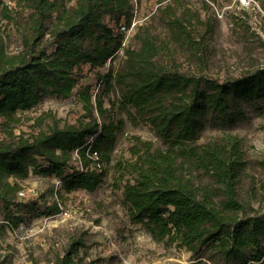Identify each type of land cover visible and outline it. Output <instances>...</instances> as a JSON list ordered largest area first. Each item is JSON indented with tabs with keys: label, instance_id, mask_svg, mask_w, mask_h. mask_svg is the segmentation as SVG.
I'll return each instance as SVG.
<instances>
[{
	"label": "trees",
	"instance_id": "16d2710c",
	"mask_svg": "<svg viewBox=\"0 0 264 264\" xmlns=\"http://www.w3.org/2000/svg\"><path fill=\"white\" fill-rule=\"evenodd\" d=\"M12 2L14 8L0 0L1 19L15 24L22 39L21 51L13 54L0 34V202L10 229L24 222L12 209L22 190L9 182L12 177L25 180L33 171L62 178L68 192L99 188L124 125L116 118L119 108L135 125L149 123L162 142L135 137L134 160L117 166L130 177L123 198L132 222L143 225L155 243L186 248L213 264L263 261L264 213L251 214L238 191L248 168L242 139L225 135L199 143L211 114L229 117L231 101L252 100L264 92L262 73L220 83L181 71L175 59L180 49L201 66L207 65V53L198 44L191 11L178 14L167 6L164 25L170 37L140 27V48H125L121 65L102 74L99 70L123 48L120 26L133 21V0ZM87 68L101 82L97 95L92 85L82 84ZM74 90L87 122L62 127L54 121L47 131L16 134L18 112L31 111L47 97L70 99ZM107 97L110 108L105 107ZM45 119L37 118L36 126ZM89 148L100 155L103 172L93 167ZM76 150L79 168L72 165ZM257 163L264 169V158ZM53 212H61L60 206L47 213ZM85 245L83 236L72 235L55 263L85 264L80 255Z\"/></svg>",
	"mask_w": 264,
	"mask_h": 264
},
{
	"label": "rangeland",
	"instance_id": "374dc122",
	"mask_svg": "<svg viewBox=\"0 0 264 264\" xmlns=\"http://www.w3.org/2000/svg\"><path fill=\"white\" fill-rule=\"evenodd\" d=\"M9 5L15 6L12 0ZM167 6L176 7L178 14L183 9L191 11L198 44L207 53V65L201 66L180 49L175 59L181 71L220 83L246 74L264 76V0H139L134 15L142 27L149 26L157 36L167 39L170 37L164 25L169 15ZM0 34L10 53L21 51L22 39L17 26L2 20L1 16ZM126 38L130 46L140 48L135 35H125ZM49 49L51 53L55 50ZM122 59V55H116L113 63L99 72L105 74L112 65L118 68ZM86 73L82 84L92 85L97 95L101 86L97 73L89 68ZM230 104L229 117L223 118L217 113L209 116L199 143L219 140L225 135L242 139L248 168L241 179L239 196L251 205L248 209L251 214H261L264 213V169L257 162L264 158V92L252 100L239 97ZM105 107L110 108L108 97ZM85 114L75 94L70 99L47 97L31 111L18 112L21 123L16 134H28L34 129L47 131L54 121H59L62 127L77 125L80 120L87 122V118L83 119ZM42 115H46V119L38 127L35 120ZM116 118L124 125L118 131L111 160L105 162L104 182L96 191L68 192L62 178L33 171L25 180L9 179L10 183H18L27 195L15 199L12 209L21 214L24 222L13 231L0 202L1 264H56V257L64 253L69 238L75 234L86 241L80 251L85 264H213L207 257H197L186 248L155 243L143 225L132 222L129 206L123 198L125 183L130 177H124L126 170L117 166L134 160L131 148L135 137L156 145L162 142L149 123L135 125L119 108ZM75 157L72 165L79 168V158ZM54 205H59L61 212L47 213ZM250 264H264V260Z\"/></svg>",
	"mask_w": 264,
	"mask_h": 264
},
{
	"label": "built area",
	"instance_id": "2783aa9c",
	"mask_svg": "<svg viewBox=\"0 0 264 264\" xmlns=\"http://www.w3.org/2000/svg\"><path fill=\"white\" fill-rule=\"evenodd\" d=\"M4 1V0H3ZM11 2V0L9 1H4L5 4H9ZM138 2L139 0H133V4H134V9L136 11L137 9V5H138ZM135 11H134V14H135ZM136 16V15H135ZM120 30L125 34V35H128V37H130V35H137L138 33V29L140 27H142V24H140V21H138L137 18L134 17L133 21L131 22L130 26H127L126 24L122 23L121 26H120ZM127 39V38H126ZM123 48L117 53V55H124V49L125 48H128L130 47V42L127 40H123V44H122ZM73 94H75L78 99H79V94H76V92H74ZM74 96V95H73ZM93 139L91 138V141ZM77 158H79L78 160H80V156L78 155V150H76L74 153H73ZM87 155L90 156V158L94 161L93 163V167L97 170H99L100 172H103V169H104V164L101 163L100 161V155H98V153L96 152H91L90 151V148L88 149L87 151ZM75 157V158H76ZM27 195V192L25 190H20L19 193H18V197L19 198H25Z\"/></svg>",
	"mask_w": 264,
	"mask_h": 264
}]
</instances>
